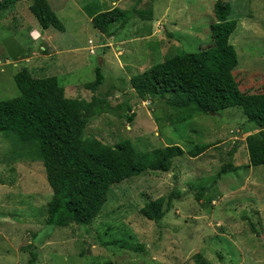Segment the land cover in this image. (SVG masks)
<instances>
[{"label": "rangeland", "instance_id": "1", "mask_svg": "<svg viewBox=\"0 0 264 264\" xmlns=\"http://www.w3.org/2000/svg\"><path fill=\"white\" fill-rule=\"evenodd\" d=\"M66 30L40 29L30 12L31 0H20L0 12V99L19 96L14 75L23 68L35 76L57 75L66 95L90 100L86 87L100 65L105 74L99 93L107 110L92 118L86 137L114 145L130 139L138 150L179 144L214 143L203 154L187 152L168 172L148 171L114 184L102 212L88 226L47 225L53 191L44 163L0 133V264H264V165L250 166L247 136L258 131L241 107L220 113H198L188 121L158 97L143 100L131 84L141 73L178 52H197L213 42L217 0H142L135 15L107 37L85 10L131 9L137 0H49ZM230 2L238 21L230 41L239 64L234 74L242 91H264V0ZM91 50L95 52L91 53ZM43 69V70H41ZM127 104L134 120L128 121ZM238 147L235 154L234 147ZM229 162L243 168L223 174ZM207 187L201 199L197 189ZM174 198L161 224L141 209L161 196ZM114 239L145 246L120 247Z\"/></svg>", "mask_w": 264, "mask_h": 264}, {"label": "trees", "instance_id": "2", "mask_svg": "<svg viewBox=\"0 0 264 264\" xmlns=\"http://www.w3.org/2000/svg\"><path fill=\"white\" fill-rule=\"evenodd\" d=\"M20 0H0V12L13 8ZM30 12L40 23V29L55 27L64 32L66 27L49 0H31ZM137 0L131 9L115 6L103 10L91 2L85 10L92 24L107 37L127 24L135 15L150 18L138 8ZM232 6L225 0L214 5L215 21L210 25L213 42L197 52H178L166 57L131 78L135 92L143 100L158 97L178 112L181 122L193 119L198 113H220L231 107H241L247 121L258 131L247 136L246 145L250 166L264 165V91H242L234 74L239 64L235 45L230 41L238 26L231 19ZM43 70V69H41ZM14 80L21 91L16 97L0 99V133L22 147L24 152L43 161L53 195L47 204V225L66 227L71 222L88 227L100 215L112 185L148 171L171 170L174 159L188 153L197 157L214 143H194L185 150L179 144L138 150L126 139L114 145L96 137H86L89 121L108 108L99 93L105 74L99 65L96 78L86 87L94 94L90 100L66 95L57 75L35 76L28 68L16 72ZM127 118L135 117L127 104ZM238 147L232 149L235 154ZM243 168L229 162L215 177ZM207 187L197 189L201 199ZM182 192L174 189L168 198L159 197L142 207V214L161 224L174 198ZM120 247L143 251L145 246L126 239H114ZM200 264H208L200 253ZM35 254L29 264L35 262ZM108 264H116L113 261Z\"/></svg>", "mask_w": 264, "mask_h": 264}, {"label": "built area", "instance_id": "3", "mask_svg": "<svg viewBox=\"0 0 264 264\" xmlns=\"http://www.w3.org/2000/svg\"><path fill=\"white\" fill-rule=\"evenodd\" d=\"M95 52L94 50H91V53Z\"/></svg>", "mask_w": 264, "mask_h": 264}, {"label": "water", "instance_id": "4", "mask_svg": "<svg viewBox=\"0 0 264 264\" xmlns=\"http://www.w3.org/2000/svg\"><path fill=\"white\" fill-rule=\"evenodd\" d=\"M211 113H215V112L212 111Z\"/></svg>", "mask_w": 264, "mask_h": 264}]
</instances>
